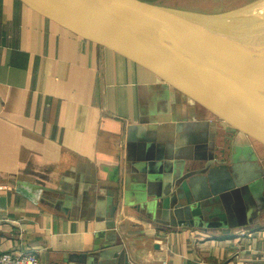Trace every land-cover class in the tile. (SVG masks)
Segmentation results:
<instances>
[{
	"label": "crops",
	"instance_id": "1",
	"mask_svg": "<svg viewBox=\"0 0 264 264\" xmlns=\"http://www.w3.org/2000/svg\"><path fill=\"white\" fill-rule=\"evenodd\" d=\"M220 122L124 57L19 0H0V255L87 264L96 246L115 244L132 264H264V209L254 192L231 233L167 229L140 212L152 174L136 164L199 168L216 132L225 133ZM218 140L221 159L228 150ZM246 140L264 170V146ZM73 192L88 196L75 203ZM96 198L102 215L110 200L114 230L96 232L104 228Z\"/></svg>",
	"mask_w": 264,
	"mask_h": 264
},
{
	"label": "water",
	"instance_id": "2",
	"mask_svg": "<svg viewBox=\"0 0 264 264\" xmlns=\"http://www.w3.org/2000/svg\"><path fill=\"white\" fill-rule=\"evenodd\" d=\"M19 1L147 70L221 120L225 133L216 132L211 151L200 156L201 167L183 162L171 166L169 161L136 164L138 171L152 174L149 192L140 194L142 216L167 229L185 226L205 233H231L240 228L237 223L245 215L242 200L251 193L240 191L264 181L262 169L260 178L249 182L254 173L245 165L257 164L244 141L253 139L264 146V47L254 46L264 40V1L222 15H201L141 0ZM234 19L246 22L229 26ZM252 31L256 32L241 33ZM218 138L226 141L228 150L227 156L221 150V159L216 154ZM86 193L73 192L67 199L78 203ZM254 193L264 209V192ZM94 202L96 221L104 222L96 232L114 230L107 229L115 226L110 200L104 215L98 207L101 201ZM120 248L96 246L87 264H132Z\"/></svg>",
	"mask_w": 264,
	"mask_h": 264
},
{
	"label": "rangeland",
	"instance_id": "3",
	"mask_svg": "<svg viewBox=\"0 0 264 264\" xmlns=\"http://www.w3.org/2000/svg\"><path fill=\"white\" fill-rule=\"evenodd\" d=\"M264 0H156L159 2L160 6L187 11L192 13H197L201 15H222L229 12L241 10L247 8L256 3H260ZM229 26L231 27H239L243 25L246 21L244 19H234L231 21ZM256 31L252 32H241L245 34H254ZM255 47H264V40L254 44ZM245 141V140H244ZM247 142V141H246ZM245 142V143H246ZM251 160L256 159L253 150H251ZM260 156L264 158V149L259 150ZM264 161V160H263ZM264 164V162H262ZM250 165V171H253V175L250 176L249 182L252 180L251 178H260V171L262 168L260 165H254L252 163H248L245 166ZM255 179V180H256ZM254 180V181H255ZM240 192H264V181L253 183L250 187L245 186Z\"/></svg>",
	"mask_w": 264,
	"mask_h": 264
},
{
	"label": "built area",
	"instance_id": "4",
	"mask_svg": "<svg viewBox=\"0 0 264 264\" xmlns=\"http://www.w3.org/2000/svg\"><path fill=\"white\" fill-rule=\"evenodd\" d=\"M0 264H40L32 252H8L0 255Z\"/></svg>",
	"mask_w": 264,
	"mask_h": 264
},
{
	"label": "trees",
	"instance_id": "5",
	"mask_svg": "<svg viewBox=\"0 0 264 264\" xmlns=\"http://www.w3.org/2000/svg\"><path fill=\"white\" fill-rule=\"evenodd\" d=\"M141 1L148 2V3H151V4H156V5L160 4L159 2H156V0H141Z\"/></svg>",
	"mask_w": 264,
	"mask_h": 264
}]
</instances>
